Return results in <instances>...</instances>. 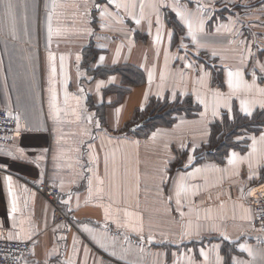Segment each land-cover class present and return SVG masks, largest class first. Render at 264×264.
<instances>
[{
	"label": "crops",
	"instance_id": "1",
	"mask_svg": "<svg viewBox=\"0 0 264 264\" xmlns=\"http://www.w3.org/2000/svg\"><path fill=\"white\" fill-rule=\"evenodd\" d=\"M117 2L135 6L126 10L106 0H11L13 22L0 4V108L16 113L20 124V135L16 131L11 144L0 145V165H7L0 167V237L9 239L11 233L31 242L23 264H217V255L219 264H232L233 257L246 264H264V233L255 227L250 206L252 196L264 191V141L260 140L264 125L251 132L246 144L228 150L223 161L208 156L215 152L206 153L211 124L229 119L223 106L220 115L213 116L215 93L231 97L232 116L235 111L246 115L240 111L242 99L255 101L253 113H264L260 107L264 95L257 91L264 88V74L256 66L258 61L264 63V0H143V18L141 0ZM95 4L112 15L101 17ZM222 4L237 9L222 11ZM152 5L158 7L159 25ZM177 11L194 27L204 20L203 31L195 33L199 47L192 43ZM133 17L141 23L136 24ZM158 27L160 40L156 41ZM169 31L174 32L171 39ZM181 37L186 49L178 47ZM49 52L54 57L51 64ZM122 65L142 70V83L123 84L121 74L112 70ZM236 69L244 70L243 81L248 84L255 71V87L245 91L241 85L233 94L227 70ZM98 81L104 82L99 94ZM50 89L55 90L61 110L59 120L53 119ZM197 96L204 99L207 111ZM75 97L82 100L79 108ZM187 97L197 107L191 116L176 113L168 125L146 128L144 124L130 130L143 120L151 98L177 103L180 108ZM73 109L82 119L77 120ZM89 114H94L91 124ZM117 126L120 131L114 130ZM85 128L88 135L83 134ZM252 137L256 138L255 152ZM193 144L199 145L194 152ZM200 148L204 149L201 159L195 164L193 159L185 169L189 153L195 158ZM17 149H23L28 158L20 159ZM233 151L240 159L230 165L228 156ZM90 153L95 154V161L90 160ZM176 160L180 164L171 167ZM165 166L172 179L161 185ZM196 168L201 171L185 175L186 191L177 205L175 182L181 172ZM41 181L58 187L59 205L70 223H51V207L36 190ZM97 188L102 192L97 194ZM117 190L119 195H115ZM13 200L16 212L9 217ZM125 210L135 215L126 217ZM126 223L131 227H125ZM141 224L142 232L133 231ZM189 227L193 235L181 238ZM240 245L251 248L253 255Z\"/></svg>",
	"mask_w": 264,
	"mask_h": 264
},
{
	"label": "snow or ice",
	"instance_id": "2",
	"mask_svg": "<svg viewBox=\"0 0 264 264\" xmlns=\"http://www.w3.org/2000/svg\"><path fill=\"white\" fill-rule=\"evenodd\" d=\"M115 3V6L117 8H121V7H124L126 10L129 8V7H134L135 5H128V4H121V3H118L117 0H106V4L108 5H111ZM0 4L3 5L4 9H5V13L7 16L11 17L13 22H14V13H13V9H14V5L13 3H11V0H0ZM98 10H100V15L101 17H104V16H110L112 15V13L108 12L107 11V8H103L101 9L100 8V5L99 4H95L94 5ZM56 5L55 3H53V9H55ZM152 7L154 9H157V17H156V24L159 25L160 24V16H159V11H158V7L157 5H152ZM200 7L201 11H203V6H198ZM143 9H144V3H143V0H141V3H140V10H141V18H143ZM177 16H179L183 21L184 23L187 25V29H188V35H190L192 37V43L193 44H197V39H196V31L199 30V31H203V27H204V20L203 19H200L199 20V23L197 26L194 27L193 23L191 20H189L183 13L177 11ZM129 15H133V13L129 12ZM134 20H135V23L136 24H140L141 23V19H138V18H135L133 17ZM48 19H49V26H48V36H49V40L51 39V36L53 35V29H52V26H51V20H52V13H49V16H48ZM229 20H231V17H229ZM122 22V21H121ZM150 25H151V21H149ZM102 27L104 26L103 24L101 25ZM223 27L227 28V25H223ZM91 30L89 29V32ZM174 35V32L172 31H169L168 33V36L169 38L171 39ZM156 41H159L160 40V30H159V27L157 29V35L155 37ZM200 45L197 44V47H199ZM178 47L180 48H187V45L183 43V37H181V43L178 45ZM213 55H215V53H213ZM54 57H53V54L51 52H49L48 54V60L51 64V62L53 61ZM77 61H79L81 59V57L79 55H77L76 57ZM183 59V58H182ZM61 60H63V57H61ZM99 60L102 62L104 60V57L101 56L99 58ZM113 63H115V60L113 61ZM190 65L189 64H185V67H189ZM259 67V70L262 74H264V63H260L259 61L257 62V65ZM255 67V66H254ZM200 71L203 73L204 76L207 75V73H204V70H203V66H201V69ZM52 74L54 75L55 74V68L53 67L52 68ZM243 76H244V70L242 69H236L235 72H233L232 70H227V84H228V87L232 90V93L235 94L236 92L240 91L241 89V85H243V88L245 91L247 90H250L251 88L255 87L256 85V73L255 71L252 72V77H253V80H252V84H248L246 81H243ZM237 78V83L234 84L233 82V78ZM203 78V76H202ZM110 79H112L110 77ZM151 79H152V75H151V72L149 73V82H151ZM50 82H51V77H50ZM103 81H98L97 84H96V90H97V93L99 94L100 92V89L103 85ZM50 91H52V97H51V103H50V108L52 109V115H53V119L54 120H59V113H60V109L57 107L56 105V94H55V90L54 89H50ZM80 92H83L84 89L83 88H80L79 89ZM257 91L259 93H261L262 95H264V88H258ZM147 95V94H146ZM158 96H161V93H157ZM181 95H183V93H181ZM65 97H66V102H67V97H68V93L65 92ZM215 97H216V103H215V106L213 108V116H219L220 115V112H219V108L221 106L225 107L228 109V115H229V119H232V113H233V108H232V105L230 103V100H231V97H228V98H224L223 97V94L222 93H215ZM173 99L176 98V94L173 93V96H172ZM76 101H77V107H81L82 105V100L80 97H75ZM197 100L199 101V103L201 104H204L205 106V111H207L208 109V105L205 103L204 99L197 96ZM255 103V101H249L247 99H242L240 100V111L245 113L246 116L248 117H251L253 115V111H252V105ZM260 107L261 108H264V101H261L260 102ZM117 113H119V109L116 110ZM73 112L74 114L76 115V118L77 120H80L82 119V116L79 112H77L76 109H73ZM201 116H204L205 113H201L200 114ZM93 120H94V114H89L87 116V121L89 124L93 123ZM95 126L96 128H99L100 127V121L99 120H96L95 121ZM20 128V124H19V117H17V129ZM28 131H34V129H27ZM115 131H120L119 127L117 126L115 129ZM35 131H40V129H35ZM83 134L84 135H88L89 134V131L87 128L83 129ZM107 134V132H106ZM17 136L20 135L19 131H17L16 133ZM153 137L156 135V133H153L152 134ZM119 138V137H118ZM243 137L241 136H238L237 139H242ZM94 139V137H93ZM124 139H127V137H124ZM252 141H253V144H252V149H253V152H255V145H256V138L255 137H252L251 138ZM260 140L261 141H264V132L261 133V136H260ZM81 143H83V141H81ZM133 143H139V141H133ZM186 146L185 145H181V148H185ZM199 147V145H196V144H193L192 145V151L194 152L197 148ZM89 148L91 149L92 146L89 145ZM44 152L47 151V149H44L42 150ZM17 152L19 153V158L20 159H24L26 160L28 157L25 155V152L23 149H17ZM9 155H11V153H9ZM41 157H37V159H40ZM90 160L91 161H95L96 160V156L94 153H90ZM194 157L193 155L191 154V152L189 153L188 155V163L186 165H184V168L187 169L188 165H190L193 161ZM238 159H240L238 157V154L236 152H231L228 156V163L230 165H234L238 162ZM167 161L165 162V164L167 165ZM251 167V165H249ZM0 167H3V168H6L7 165H0ZM89 171H92V169H89ZM162 175L160 177V183L161 185H166L172 178L167 175V173L169 172V169L167 168V166H165L162 170ZM201 169L199 168H196L194 169L193 172H181L180 173V176H179V179L175 182V195L177 197V200H176V203L177 205H180L181 201H180V196H181V193L186 191V187H185V184H184V178H185V175L187 176H192L195 172H200ZM41 175H43V173H41ZM251 178V177H250ZM6 181H8V192H9V195H11L12 193V187H11V177L8 176V177H5ZM98 179V178H97ZM42 182V181H41ZM100 183L102 184L103 181H100ZM92 178H89V196L92 195ZM102 192V189L101 188H97L96 189V193L99 194ZM115 195H119V192L117 190V192L115 193ZM169 200H171V197H169ZM65 204L68 203V201H64ZM111 209V205H109L108 207L105 208V216L107 218L108 216V212L109 210ZM70 210V209H69ZM117 212L121 211L119 208L116 209ZM16 212V203H15V200H13L11 202V209H10V212H9V217L12 216V213ZM124 215L126 217H133L135 214L132 213V212H129L127 210L124 211ZM181 215H183V213H181ZM137 219H140L139 216H137ZM125 227H131V224L129 223H126L124 225ZM13 227H15V225H13ZM133 231H138V232H142L143 231V228H142V224L140 227H133ZM191 235H193L190 227L188 229H186L184 232L181 233V238H184V237H190ZM196 235H199V233H196ZM17 239L19 240L21 237L19 235H16L15 237H13V235L10 233L9 234V239ZM27 235L24 236V239H27ZM95 239V238H94ZM141 239H143V237H141ZM149 240L153 239V237L149 236L148 237ZM224 239L227 240L228 237L227 236H224ZM74 242H75V237H74ZM173 243H179V241H172ZM103 247V245H101ZM241 249H244L245 251L248 252V254L250 256L253 255V252L251 250V248H247L245 245H240ZM219 248V245H213V249H218ZM202 256L205 257V259L207 260V253L204 252L203 249H201V253H200ZM112 255H115V253L113 252ZM220 262V257L219 255H217V264H219ZM68 264H71V262L69 261ZM101 264H103V262H101ZM232 264H246V262L244 261H240V260H237L235 257L232 258Z\"/></svg>",
	"mask_w": 264,
	"mask_h": 264
},
{
	"label": "trees",
	"instance_id": "3",
	"mask_svg": "<svg viewBox=\"0 0 264 264\" xmlns=\"http://www.w3.org/2000/svg\"><path fill=\"white\" fill-rule=\"evenodd\" d=\"M112 70L121 74L122 83L126 86L138 85L142 83L144 78L142 70L133 66L122 65L114 67ZM123 90L127 89L123 88ZM175 104L177 103L171 104L166 101L151 98L144 109L145 114L141 117V119L149 117L144 126L149 128L158 125H168L174 119L172 118L173 114L183 112L188 117L192 115L191 111L197 108L194 103H192L190 97H187L186 100L182 102L183 107L177 108ZM232 117V119L224 117L221 122H214L210 126L208 149H217L214 154H209L208 156H214L218 161H223L228 150L239 147L233 140V136L237 134V131L240 132L239 129H245L255 133L264 125V113L262 111H255L251 117L235 111ZM203 151L204 149L200 148V150L196 152L193 164L201 159L204 154ZM179 164L180 162L176 160L172 162L171 167L178 166Z\"/></svg>",
	"mask_w": 264,
	"mask_h": 264
},
{
	"label": "built area",
	"instance_id": "4",
	"mask_svg": "<svg viewBox=\"0 0 264 264\" xmlns=\"http://www.w3.org/2000/svg\"><path fill=\"white\" fill-rule=\"evenodd\" d=\"M17 114L0 108V145L13 142L17 131ZM37 192L42 195L51 207V223L58 225L70 223L59 205V189L57 186L41 182L36 184ZM252 219L255 227L264 233V191L256 193L250 200ZM31 242L0 237V264H23L24 255L30 250Z\"/></svg>",
	"mask_w": 264,
	"mask_h": 264
},
{
	"label": "rangeland",
	"instance_id": "5",
	"mask_svg": "<svg viewBox=\"0 0 264 264\" xmlns=\"http://www.w3.org/2000/svg\"><path fill=\"white\" fill-rule=\"evenodd\" d=\"M227 6L228 5H226V4H222V6H221L222 11L227 10V12H230L231 10H236L237 9V8L235 9V6H233V8H231V6H229V7H227ZM160 8H161V4H160ZM219 15H220V13H219ZM239 130H240V132L237 131V134H235L233 136V140H234L235 144L239 145L238 148H240L241 145L246 144L248 142V140H249L248 138L251 137V135H250L251 132L250 131H247L245 129H239ZM238 136H241L243 138L238 140L237 139Z\"/></svg>",
	"mask_w": 264,
	"mask_h": 264
},
{
	"label": "water",
	"instance_id": "6",
	"mask_svg": "<svg viewBox=\"0 0 264 264\" xmlns=\"http://www.w3.org/2000/svg\"><path fill=\"white\" fill-rule=\"evenodd\" d=\"M148 119H149V117H147V118H145V119H143V120L137 122L136 124L132 125V126L130 127V130L134 131V130L138 129L139 127H141L142 125H144L145 122H146ZM215 151H216V148H214V149H209V150L206 151V153H208V154H209V153H214Z\"/></svg>",
	"mask_w": 264,
	"mask_h": 264
}]
</instances>
